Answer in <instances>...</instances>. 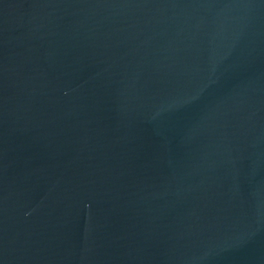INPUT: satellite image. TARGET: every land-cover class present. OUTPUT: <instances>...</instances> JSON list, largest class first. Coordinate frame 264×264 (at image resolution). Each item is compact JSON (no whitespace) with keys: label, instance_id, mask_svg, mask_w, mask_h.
Returning a JSON list of instances; mask_svg holds the SVG:
<instances>
[{"label":"water","instance_id":"95a60500","mask_svg":"<svg viewBox=\"0 0 264 264\" xmlns=\"http://www.w3.org/2000/svg\"><path fill=\"white\" fill-rule=\"evenodd\" d=\"M0 264H264V0H0Z\"/></svg>","mask_w":264,"mask_h":264}]
</instances>
